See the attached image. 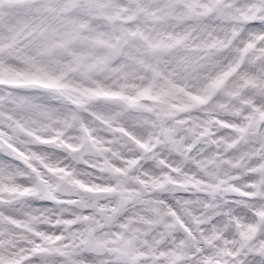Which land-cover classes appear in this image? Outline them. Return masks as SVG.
<instances>
[{
    "label": "snow or ice",
    "instance_id": "obj_1",
    "mask_svg": "<svg viewBox=\"0 0 264 264\" xmlns=\"http://www.w3.org/2000/svg\"><path fill=\"white\" fill-rule=\"evenodd\" d=\"M0 264H264V0H0Z\"/></svg>",
    "mask_w": 264,
    "mask_h": 264
}]
</instances>
